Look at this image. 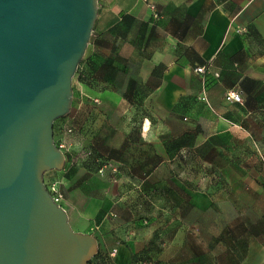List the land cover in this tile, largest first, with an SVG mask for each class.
<instances>
[{
    "label": "crops",
    "instance_id": "obj_1",
    "mask_svg": "<svg viewBox=\"0 0 264 264\" xmlns=\"http://www.w3.org/2000/svg\"><path fill=\"white\" fill-rule=\"evenodd\" d=\"M151 1L158 18L144 0H100L95 26L101 32L111 20L125 39L142 27L151 54L143 84L156 112L133 118L132 103L144 100L129 84H83L89 94L76 105L73 98L66 115L77 124L66 155L76 166L50 174L62 206L74 230L98 238L100 264H264L263 218L229 205L264 193V0ZM125 15L136 25L122 26ZM230 89L242 92V103L228 98ZM102 157L120 173H99Z\"/></svg>",
    "mask_w": 264,
    "mask_h": 264
},
{
    "label": "water",
    "instance_id": "obj_2",
    "mask_svg": "<svg viewBox=\"0 0 264 264\" xmlns=\"http://www.w3.org/2000/svg\"><path fill=\"white\" fill-rule=\"evenodd\" d=\"M98 13L99 0H0V264H89L99 251L45 183L66 165L54 122L71 111Z\"/></svg>",
    "mask_w": 264,
    "mask_h": 264
},
{
    "label": "rangeland",
    "instance_id": "obj_3",
    "mask_svg": "<svg viewBox=\"0 0 264 264\" xmlns=\"http://www.w3.org/2000/svg\"><path fill=\"white\" fill-rule=\"evenodd\" d=\"M110 24L111 20L106 24L105 29L101 32L96 29V26L94 27L95 31H93L91 35L83 60L79 64L73 77L74 103L75 105L77 102L79 103V100L82 96H84L83 92H87L89 94L87 91L88 89L84 85H88L91 88L96 86L97 88H100V79H105L106 81L107 79H112L117 84V88L124 91L128 89L127 84L130 83H134L137 87V92L135 93L138 100L142 101L143 99L144 101L132 103V113L134 114V119L139 121L145 116L152 117L156 112L155 110L157 109V106L154 96H149V92L143 84L147 80L151 71V63H148L151 58V54L149 51L143 49L144 37H142V27L136 25L132 31V36L127 37L126 39L125 37L113 38L111 27L109 26ZM157 41L158 39H153V42L157 43ZM110 52H114L121 58H125L128 61L127 71H113L112 75H110V69L105 65V60ZM146 99H148L147 102ZM67 118L68 116L65 115L64 117L55 120L54 129L56 130V135L57 127L62 122L71 124L74 128L76 127L77 124H75V120L71 121ZM122 144L124 143L122 142ZM87 146L89 147H86L87 149H93L90 142H88ZM197 170L198 173L201 171V175L203 177H206V175L208 176L209 172L206 168H203L202 170L201 168H198ZM50 174V171L45 174V183L52 180L50 178ZM229 205L230 207L242 205L247 209L254 210V213H259L260 218H263L259 222L262 224L264 223V193L246 194L244 198L230 200ZM250 212L253 220L257 219V215L254 213L252 214L253 211ZM150 260L154 261L155 264H158L157 260Z\"/></svg>",
    "mask_w": 264,
    "mask_h": 264
},
{
    "label": "built area",
    "instance_id": "obj_4",
    "mask_svg": "<svg viewBox=\"0 0 264 264\" xmlns=\"http://www.w3.org/2000/svg\"><path fill=\"white\" fill-rule=\"evenodd\" d=\"M146 2V4L148 5V7L151 8V10L153 11V15L154 17L158 18L160 16L158 10H157V6L154 2H152L151 0H144ZM100 2V0H99ZM205 70L204 66L198 67L197 71L199 72H203ZM218 75V74H217ZM227 96L230 100L236 101V102H240L242 103L243 101V97H242V92L236 89H230L227 92ZM75 132L74 128L70 125H67L66 123H63L61 128H60V136L56 138V134H55V142L56 145L65 152V154L67 155L71 149H70V141H69V137L71 136L73 133ZM85 151L86 154H90L91 150L84 148L83 149ZM74 164V160H68L64 169L65 170H69L70 167ZM108 171H110L113 174H118L121 171V167L120 165H118L117 163L113 162V161H106V163H104L100 168H99V173L105 175ZM47 189L50 192L52 198L54 199L55 202H57L58 204L62 205V200L64 198V193L61 190V186H60V181L58 179H52L51 181L46 183ZM144 223H147L148 220H144ZM135 227H131L127 232H126V238L130 239L132 238L133 234L136 233L135 232ZM117 252V249H113L111 254L115 255ZM89 264H100L99 261L97 259H92L90 261ZM135 264H155L154 261L152 260H144V259H139L136 260Z\"/></svg>",
    "mask_w": 264,
    "mask_h": 264
},
{
    "label": "trees",
    "instance_id": "obj_5",
    "mask_svg": "<svg viewBox=\"0 0 264 264\" xmlns=\"http://www.w3.org/2000/svg\"><path fill=\"white\" fill-rule=\"evenodd\" d=\"M122 20H123V24H122V26L123 25H125V26H127V28L128 29H130L131 27H133L134 25H136V23L137 22H134V19H133V17H131L130 15H125L124 17H122ZM112 32H116L117 33V35H119V36H121V37H124V35H125V29L124 28H122L121 27V29H119V30H116L115 31V29L114 28H112ZM127 63H128V61L125 59V58H121L118 54H116V53H114V52H112L111 54H109L108 56H107V58H106V60H105V65L110 69V75H112V73H113V71H127ZM157 69H159V66H158V68ZM154 70L153 71V73L152 74H154V75H159V74H161L162 73V70ZM137 87L135 86V84L134 83H130L129 84V89H130V91H132V93H134V94H136L135 92H137V89H136ZM64 122H62V123H60L59 125H58V127H57V135H56V138L57 137H59L60 136V128H61V126H62V124H63ZM67 125H70V126H72L71 124H67ZM73 128H74V126H72ZM76 129V127L74 128V130ZM77 130V129H76ZM75 130V131H76ZM54 132L56 133V130L54 129ZM89 150H91V153L90 154H87V155H89V156H91V155H93V150L92 149H89ZM106 161H113V160H111V159H109V158H101V160H100V167L104 164V163H106ZM113 162H115V161H113ZM116 163V162H115ZM118 164V163H117ZM118 165H120V164H118ZM75 161H74V164L70 167V169L69 170H65V169H63V171H65L66 173H71L73 170H74V168H75ZM99 167V168H100ZM120 167L122 168V166L120 165ZM51 171H54V170H50V172ZM55 171H57V170H55ZM99 171V170H98ZM49 171H47V172H45V174L46 173H48ZM108 172H110V171H108ZM107 172V173H108ZM146 218H140L139 220H141L142 222L145 220ZM147 220V219H146ZM137 222H139V221H137ZM144 223V222H143ZM148 223V222H147ZM96 257H97V255L94 257V259H96ZM100 263V262H99Z\"/></svg>",
    "mask_w": 264,
    "mask_h": 264
}]
</instances>
